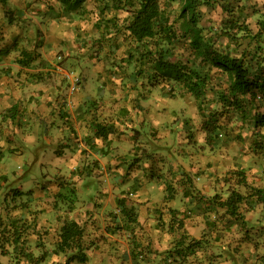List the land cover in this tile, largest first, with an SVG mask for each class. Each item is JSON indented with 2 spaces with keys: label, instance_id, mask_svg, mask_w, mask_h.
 I'll return each mask as SVG.
<instances>
[{
  "label": "rangeland",
  "instance_id": "374dc122",
  "mask_svg": "<svg viewBox=\"0 0 264 264\" xmlns=\"http://www.w3.org/2000/svg\"><path fill=\"white\" fill-rule=\"evenodd\" d=\"M33 1V8L8 6L0 12V250H6L0 264H29L28 254L54 250L65 217L82 226V242L89 245L86 263L68 264H92L98 252L119 264L129 259L122 250H129V264H214L219 250H251L246 264H263L264 200L246 197L237 221L211 201L214 194L225 198L232 187L245 191L235 184L236 169L264 189V152L252 144L256 139L264 145V127L255 136L249 120L224 113L206 142L202 120L209 108L220 107L215 91L226 86L225 73L213 68L198 109V100L178 82L151 84L148 61L125 60L129 40L123 31L110 27L107 39L103 18L126 14L107 7L110 0L102 12L105 0H83L77 23L65 27L47 25L50 14L65 13L59 1ZM243 2L246 13L264 7V0ZM169 9L173 14L175 4ZM201 15L215 47L232 55L245 50L255 65L260 55L250 35L219 33L226 14L217 4L202 8ZM255 16L246 19L252 29ZM20 48L33 53L27 64L19 61ZM171 48V59L191 58L183 41ZM70 88L90 89L80 99L88 118L84 125L69 119L68 107H75L67 100ZM90 118L114 120L117 132L94 137ZM144 180L155 184L139 191ZM119 197L133 206L134 221L121 213ZM17 232V243L5 241ZM182 234L200 241L198 253L179 263L165 250ZM46 257L45 264L65 261L51 251Z\"/></svg>",
  "mask_w": 264,
  "mask_h": 264
},
{
  "label": "trees",
  "instance_id": "16d2710c",
  "mask_svg": "<svg viewBox=\"0 0 264 264\" xmlns=\"http://www.w3.org/2000/svg\"><path fill=\"white\" fill-rule=\"evenodd\" d=\"M57 1L61 3L62 9H65V13L61 15L67 17L71 15L77 20L76 16H78L83 0ZM104 3L106 0L102 2L100 12L104 11L106 7L103 6ZM173 4H175V9L172 14L169 7ZM215 4L226 14L219 33L227 36L244 33V35H250V38L254 40L256 53L260 55L256 57L257 62L254 66L250 65L247 60L245 50L238 55H232L225 48L215 47L211 36L207 34L208 30L205 31V28L200 25L202 8ZM108 6L114 10H123L126 14L122 18L117 15L103 18L102 26L107 28L105 36L109 35L107 39H110L112 34H109V29L112 27H115L118 32L123 31L124 37L129 40L125 60L148 61L150 67L148 78L151 84L164 80L178 82L198 100V109H202L199 99L208 89L213 68L225 73L226 86L215 91L220 107L209 108L207 115L202 120V127L206 132V142L210 143L212 131L219 126L221 115L228 112H234L239 120H249L251 127L256 132L255 136H262L260 130L264 127V46H262L264 44V7L261 10L246 13V4L243 0H110ZM66 13L69 14L66 15ZM250 14H256L255 29L250 28L249 23L246 22ZM61 15L57 14L53 17L59 20ZM7 18L11 22L10 18ZM180 41H183L189 49L191 58L171 59V47L175 42ZM19 56V61L22 64H27L32 60L33 53L25 48H20ZM76 89L72 88L70 91L73 93ZM13 108L14 105L9 108V111ZM9 117L12 115L9 114ZM89 123L96 138L105 139L109 134L117 132L114 120L90 118ZM252 144L254 151L264 152V145L259 141L253 139ZM232 173L237 176L235 184L244 187L245 191L241 192L232 187L228 190L225 198L214 194L211 201L223 209L221 214H227L237 221L238 218H242V214L238 210L242 201L248 196H254L257 201H263L264 189L261 186L249 184L243 170L236 169ZM182 193L186 196L189 191L183 190ZM57 195L63 197L61 192H58ZM168 198L172 197L165 196V199ZM116 204L120 206V211L124 216L132 221L135 220L133 206L126 205L125 197L117 198ZM177 224L179 228L182 227V219H179ZM15 232L16 228L13 234ZM82 237V226L75 219L65 217L59 227L54 250H42L38 254H33L34 256L28 254L27 260H29V264L34 261L35 264H45L48 262L46 256L51 251L54 256L64 257L63 264L73 261L86 263L88 260L86 251L89 245L83 244ZM19 239L18 232L10 239L5 237L7 243H17ZM199 241L200 239L195 238L185 240V235L182 234L165 251L169 258L176 259L180 263L196 252ZM0 247H4L2 242H0ZM0 252H6V250L1 249ZM33 253L36 252L33 250ZM52 259L54 257L51 258V261Z\"/></svg>",
  "mask_w": 264,
  "mask_h": 264
},
{
  "label": "crops",
  "instance_id": "0c3cea01",
  "mask_svg": "<svg viewBox=\"0 0 264 264\" xmlns=\"http://www.w3.org/2000/svg\"><path fill=\"white\" fill-rule=\"evenodd\" d=\"M26 3V4H25ZM29 5L30 7H35V2L33 0H19V4L15 5L12 4V0H8V2L4 5L2 3H0V12L2 13L6 7L10 6L11 9H20L23 6ZM22 11L25 12V9H23ZM57 15V14H54ZM60 19L58 20L57 18L52 17V15L50 14V16L47 18V25H50L52 23H54L55 25H58L59 23L62 24V27H65L68 25V23H71L74 25V23H77V20L75 19H70L69 21L67 20V16L61 15L59 17ZM66 21V22H65ZM68 95H67V100L72 101V103L75 104L74 110L73 108L71 109V105H69V103H67V105H69V109L72 110V115L71 117H69V119H72L73 121H76L77 124H81L84 125L87 121V112L84 108L85 105H83L82 99L84 95H89L88 93H90V89L88 88H78L76 89L72 95H70V90L68 91ZM92 94H90L91 96ZM73 97L75 99V101L73 100ZM85 101V100H83ZM73 104V105H74ZM79 113V114H78ZM136 170V169H135ZM129 177L131 178L130 180L133 181L135 178V172L134 170L131 171V174L129 175ZM141 182V181H140ZM154 181L153 180H144L140 183L139 186V191L140 189H145V188H150L152 187V185H154ZM168 207H172L173 208V204L171 206V204L167 205ZM209 224V223H208ZM194 230V228H192ZM190 228L189 233H191L193 230ZM195 238H197V236H193ZM223 247V246H222ZM213 251H217V250H213ZM250 252H245L243 253V250H219L216 254V252H214L216 254L217 257L216 261H214V264H246L247 261H245L246 257H249V255H252V251L248 250ZM124 254V258H129L127 260L120 258L118 261L120 262L119 264H129L130 262V256H129V250H122V252ZM195 253H198V250H196ZM101 254L100 252L97 253L96 255V259L94 261H92V264H112V260L110 261L109 258H105V255H98ZM211 255V253H209ZM257 255V254H256ZM88 256V255H87Z\"/></svg>",
  "mask_w": 264,
  "mask_h": 264
}]
</instances>
